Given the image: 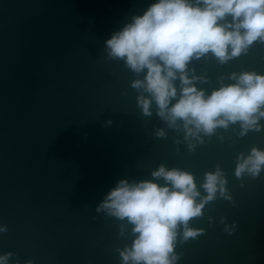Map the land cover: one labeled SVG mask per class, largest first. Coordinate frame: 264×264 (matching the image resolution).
Listing matches in <instances>:
<instances>
[{"label":"water","instance_id":"obj_1","mask_svg":"<svg viewBox=\"0 0 264 264\" xmlns=\"http://www.w3.org/2000/svg\"><path fill=\"white\" fill-rule=\"evenodd\" d=\"M154 2L0 0V226L8 228L0 255L13 253L9 264H121L117 249L132 238L95 209L118 180L152 179L161 163L198 183L219 164L234 201L218 198L192 221L205 233L178 245V264H264V172L234 175L241 152L264 150V130L220 128L202 145L192 141L190 153L182 132L142 115L135 75L106 58L104 41ZM190 68L208 77L198 87L210 94L233 72L264 73V43L226 64L205 56ZM160 127L167 138L153 135ZM221 217L236 223L233 234Z\"/></svg>","mask_w":264,"mask_h":264},{"label":"clouds","instance_id":"obj_2","mask_svg":"<svg viewBox=\"0 0 264 264\" xmlns=\"http://www.w3.org/2000/svg\"><path fill=\"white\" fill-rule=\"evenodd\" d=\"M257 41L264 43V0H156L143 14L133 15L113 31L104 44L106 58L122 61L135 75L131 88L138 93L142 115L155 114L168 129L182 132L188 152L194 153L197 144L192 141L202 145L204 136L210 138L220 128L227 130L238 123L241 136L264 130V73L233 72L221 77V85L209 94L198 87L208 77L190 68L194 60L205 56L226 64ZM225 79L233 82L223 83ZM153 135L167 138L163 127ZM262 172L264 150L253 147L247 155H238L234 172L238 179L245 174L255 179ZM151 177L118 180L95 209L121 222L120 237L132 238L117 249L121 264H178L182 257L178 245L205 233L192 221L203 218L206 206L218 198L234 203L219 164L204 174L202 183L194 173L163 163ZM226 220L221 217L220 223ZM208 222L214 224V217L209 216ZM7 231L6 225L0 226V232ZM224 231L233 234L236 223L225 224ZM13 255H0V264H9Z\"/></svg>","mask_w":264,"mask_h":264}]
</instances>
